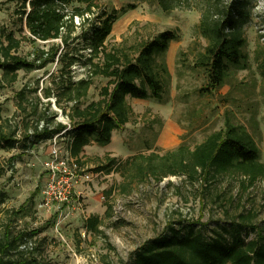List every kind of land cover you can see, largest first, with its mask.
<instances>
[{"label": "rangeland", "instance_id": "374dc122", "mask_svg": "<svg viewBox=\"0 0 264 264\" xmlns=\"http://www.w3.org/2000/svg\"><path fill=\"white\" fill-rule=\"evenodd\" d=\"M166 2L170 5L168 11L163 10L158 0H104L97 3L92 13L84 18H74L75 32L68 39L67 56L68 60L76 58L78 62L64 73L57 58L44 70L30 74L21 72L17 83L0 89L2 117L20 127L17 139L22 141L15 150L0 148V190L7 194L0 207V233L10 220L16 232L32 234L38 231L22 247L29 248L27 254L35 264H132L134 252L161 235L171 222L173 225H204L203 228L210 231L232 223L239 216L253 215L254 224L264 229V177L250 183L248 177L231 172L207 181L191 182L186 177L170 176L158 182L148 177L147 172L139 175L135 170L125 174L118 170L109 174L95 171L106 165L107 159L123 166L141 154L145 158L150 155L161 158L182 146L193 150L208 136L223 131L227 122L252 137L259 151V162L264 164V79L258 67V58L264 53V0L250 2L251 16L244 28L248 68L231 71L227 83L219 89L209 87L207 71L195 65V58L198 53H204L207 46L200 32L203 13L219 17L230 1ZM131 6L135 8L130 9ZM18 9L17 2L0 0V32L7 29L15 32L16 37L27 34L25 20L17 14ZM124 9L127 12L114 22L105 43L109 53H119L124 59L134 60L141 47L160 33L175 31L178 34V39L171 42L164 56L158 59V65L165 64L169 71L165 92L160 99L128 97L127 103L133 111L130 122L114 132L108 146L92 143L78 160L92 175L91 181L78 186L69 205L46 210L41 207L46 180L43 165L49 157L50 142L25 148L21 132L26 123L36 121V118L19 114L15 93L23 85L28 84L31 89L39 85L37 95L41 101L35 95L31 97L35 105L38 104L39 112H47L48 117L56 113L54 124L62 123L70 130L71 121L61 110L66 103L57 106L52 98L49 106L41 91L54 88L53 84L61 80L70 79L73 83L87 80L90 77L87 66L90 51L83 50V32L98 24L106 13L113 10L121 13ZM53 44L59 46L61 52L67 51L61 40L38 43V46L48 50ZM32 48L31 43L25 42L19 54L29 57ZM93 63H98V59ZM109 81L100 76L94 78L82 107L99 100ZM69 139L65 136L60 140L63 152L67 151ZM12 157H16L13 162ZM138 163L146 165L147 161ZM154 163L161 161L157 158ZM37 188L38 194L27 202ZM23 205V212L15 215ZM91 216L101 219V234L86 230L85 220Z\"/></svg>", "mask_w": 264, "mask_h": 264}, {"label": "trees", "instance_id": "16d2710c", "mask_svg": "<svg viewBox=\"0 0 264 264\" xmlns=\"http://www.w3.org/2000/svg\"><path fill=\"white\" fill-rule=\"evenodd\" d=\"M7 1L19 4L17 14L22 21L25 20L27 34L16 37L15 32L7 29L0 32V89L17 83L21 72L30 74L44 70L54 64L57 58L62 66L61 71L65 73L70 69L78 62L76 58L68 60L67 56L68 39L75 32L74 18H84L86 14L92 13L97 3L104 0ZM158 1L163 10H170L166 0ZM229 1L219 17L206 12L200 23V32L207 46L204 53L196 56L195 65L207 71L211 89L222 88L231 71L245 70L249 65V58L244 52L247 43L244 28L251 16V0ZM126 12L124 9L121 13L115 10L106 13L97 21L98 24H93L89 31L83 32V50L90 51L87 59L90 77L87 80L77 83L70 79L61 80L53 84L54 88L47 87L41 91L49 106L52 98L56 100L57 106L66 103L61 110L71 121L70 130L62 123L54 124L56 113L48 117L47 112H39L38 104L35 105L31 99L35 95L41 101L37 95L39 85L31 89L26 84L15 93L19 114L36 118V121L26 123L21 132L25 148L47 141L51 143L55 137L60 142L63 137L69 136L67 152L78 162L86 147L92 143L100 147L108 146L114 132L130 122L133 111L127 103L128 97L138 100L160 99L164 94L169 71L165 64L158 65V59L164 56L170 43L178 39V34L175 31L160 33L141 47L134 60L128 57L124 59L119 53H109L105 50V43L112 33L114 22ZM57 40H61L67 48L65 53L55 44L48 50L38 46V43ZM25 42L33 45L29 57L19 54ZM95 59H98V63H93ZM258 67L264 79V53L258 58ZM99 76L107 78L110 83L102 89L99 100L82 107L94 78ZM1 113L0 107V148L15 150L22 142L17 139L21 129L12 124L10 119H4ZM33 123L34 126L29 125ZM42 123L44 125L40 127ZM157 158L161 163H154ZM10 160L13 162L16 157ZM140 160H146L147 164H139ZM107 161L106 165L95 171L109 174L118 170L125 174L135 170L139 175L147 172L148 177L158 182L170 176L186 177L191 182L200 179L207 181L231 172L248 177L250 183L264 177V164L259 162V151L252 137L230 122H227L223 131L208 136L193 150L182 146L161 158L155 155L145 158L141 154L123 166L113 159ZM131 163L132 167H129ZM125 164L128 166L124 167ZM35 192L27 202L33 200L39 188ZM6 199V192L0 190V207ZM24 207L13 213L17 215L23 212ZM100 226L101 219L98 216L85 220V228L91 233L101 234ZM203 227L169 223L161 235L145 242L134 252L132 264H264V229L254 224L253 215L239 216L232 223L210 231ZM37 234L38 231L32 234L16 232L12 220L3 225L0 233V264H35V260L27 254L29 248L22 247L29 237Z\"/></svg>", "mask_w": 264, "mask_h": 264}, {"label": "built area", "instance_id": "2783aa9c", "mask_svg": "<svg viewBox=\"0 0 264 264\" xmlns=\"http://www.w3.org/2000/svg\"><path fill=\"white\" fill-rule=\"evenodd\" d=\"M43 167L46 180L41 207L46 210L69 205L77 193L78 186L92 179V175L87 173L76 159L67 151H62L58 137L51 141L49 157Z\"/></svg>", "mask_w": 264, "mask_h": 264}]
</instances>
